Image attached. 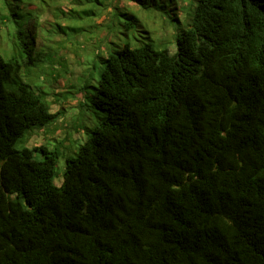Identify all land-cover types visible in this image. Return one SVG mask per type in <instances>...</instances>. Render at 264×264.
Wrapping results in <instances>:
<instances>
[{
	"label": "trees",
	"instance_id": "trees-1",
	"mask_svg": "<svg viewBox=\"0 0 264 264\" xmlns=\"http://www.w3.org/2000/svg\"><path fill=\"white\" fill-rule=\"evenodd\" d=\"M191 1L174 53L112 43L92 95L106 116L58 186V150L16 146L57 114L22 77L38 18L55 36L138 18L120 0H3L0 264H264V0Z\"/></svg>",
	"mask_w": 264,
	"mask_h": 264
},
{
	"label": "rangeland",
	"instance_id": "rangeland-1",
	"mask_svg": "<svg viewBox=\"0 0 264 264\" xmlns=\"http://www.w3.org/2000/svg\"><path fill=\"white\" fill-rule=\"evenodd\" d=\"M139 1H147L150 7L144 8L134 0L119 2V6H126L122 11L137 16L138 24L126 29V19L114 17V28L106 36V29L102 32L95 27L83 32L66 30L56 37L46 10L38 18L40 25L33 29L36 31V52L41 57L39 62L23 70L22 77L36 91L47 93L51 111L57 114L49 124L30 128L16 146L45 144L58 150L54 178L58 186L64 180L67 160L77 155L79 147L106 116L93 103L92 95L94 87L98 86L102 62L113 48L112 43L120 46L128 42L135 47L152 41L155 48L165 46L174 53L180 27H188L187 21L182 19L190 10L191 0H177V4L172 0ZM70 7L71 4H65L66 9ZM5 12L3 0H0V17ZM7 29L11 31L12 26L0 22V54L3 56H10L14 49L13 37H9ZM35 154L40 157L37 151Z\"/></svg>",
	"mask_w": 264,
	"mask_h": 264
}]
</instances>
